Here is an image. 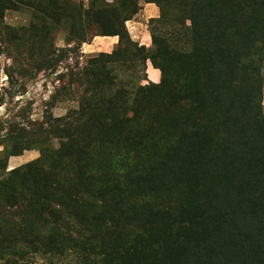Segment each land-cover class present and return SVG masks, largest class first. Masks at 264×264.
<instances>
[{"label":"trees","instance_id":"trees-1","mask_svg":"<svg viewBox=\"0 0 264 264\" xmlns=\"http://www.w3.org/2000/svg\"><path fill=\"white\" fill-rule=\"evenodd\" d=\"M175 2L178 17L157 3L159 16L151 19L172 24L164 37L150 33L160 57L142 56L143 66L148 61L160 71V81L145 80L148 85L137 87L134 94L160 90L163 99L157 111L141 107L127 115L128 99L116 89V77L107 68L116 64L117 53L92 56L87 64L99 68L92 75L98 77L100 95L86 103L93 105L88 106L89 116L82 118L85 107L80 106L72 117L60 119L62 127H55L67 146L64 152L58 149V165L45 170L43 160L37 159L9 170L0 181L4 213L21 211L25 221L47 231L34 238L62 239L82 255L84 264H122L129 256L137 261L144 252L156 257L159 253L152 251L173 249L190 240L193 247L186 257L169 256L171 251L165 257L159 255L156 264H226L227 260L264 264V257L254 258L252 241L234 246L236 239L228 235V243L221 240L224 237L216 239V249L208 242L213 236L206 233L208 220L224 219L220 208L229 203L224 196L227 180L236 188L235 195L260 204L252 205V214L264 215V115L259 102L264 85V0ZM68 10L70 39L80 44L97 35L116 36L118 44L130 40L125 22L133 11L93 4L85 10L74 5ZM136 47L142 54L145 47ZM192 86L195 90L187 91ZM166 91L180 95V100H165ZM189 102L197 105L191 114L186 113ZM212 118L216 127L209 128ZM220 129L226 150L216 155L208 133L214 135ZM149 159L154 164L147 163ZM201 163L202 173H194ZM166 169L172 174L168 185H153L151 181ZM18 176L28 181L15 184ZM128 209H141V217ZM147 210L166 211L169 219L163 221L155 241L140 226L146 225ZM258 223L263 233L264 218ZM181 229L184 233L179 236ZM216 255H220L218 261H212Z\"/></svg>","mask_w":264,"mask_h":264},{"label":"rangeland","instance_id":"rangeland-1","mask_svg":"<svg viewBox=\"0 0 264 264\" xmlns=\"http://www.w3.org/2000/svg\"><path fill=\"white\" fill-rule=\"evenodd\" d=\"M146 1L148 0H0V181L5 178L9 170L37 159L43 160L45 170L49 165H58V149L61 147L64 152L67 146L62 144V136L55 134V127H62L60 119L72 117L80 106L85 107L81 111V113L85 111L82 118L89 116L88 106L93 105L86 103L99 98L100 95L96 87L98 77L92 75L93 71L96 73L99 68L87 64V59L92 56L100 53L111 54L113 51L117 53L116 64H107V68H111L116 77V89H121V94L128 99L127 115L139 112L141 107H144L145 111L147 108L148 112L157 111V105L163 99L160 90L153 88L154 90L148 93H139L137 96L134 94L137 87L148 85L147 73L151 77L154 75L150 67L146 73L148 61L143 66L142 56L149 57L154 54L156 59L160 57L158 46L152 45L150 33L164 37V34L172 29V24L155 22L151 19L158 17H150V10L147 13L144 10L149 4L157 9L159 16L157 6L159 3L166 7L169 14L178 17V4L173 3V0H150L153 3ZM91 4L111 10L121 8L129 13L133 11V14L128 16L129 20L125 22V31L130 42L123 39L118 44V37L101 35L83 44L70 39L68 8L72 9L74 5L85 10ZM173 24L175 29L177 26L175 22ZM74 31L76 32V29ZM143 36L147 37V44H142ZM167 40L174 45L175 40L172 37L168 36ZM179 44L182 45V42ZM136 45L145 47L142 54L138 53ZM262 74L264 78V66ZM165 86L168 90V86L166 84ZM114 89L115 87L105 94H111ZM188 90L195 89L192 86ZM163 96L165 100L181 98L180 95L168 91ZM135 98L137 100L133 102ZM259 102L264 115V85ZM189 105L187 114L197 109L196 103L189 102ZM210 121L212 126L209 128L216 127L213 126L216 124L215 118ZM82 129L85 130L84 127ZM208 135L211 137L210 147H213L216 155L226 150L225 144L221 142L224 137L222 129L214 135L211 133ZM10 153L18 154L9 156ZM147 163L154 164V160L149 159ZM202 165L203 163L194 173H202ZM31 173L35 176L34 172ZM162 173L159 179L151 181L153 185H168L172 176L170 169ZM23 178L25 176L16 177L15 184L28 181ZM36 178L41 179L40 176ZM225 184L228 194L224 196L229 199V203L223 204L220 208L224 215L223 220L213 223L211 219L208 220L206 233L208 236H213L208 242L217 249L216 239L220 240L224 237L221 240L228 243L231 241L228 238L230 235L233 241L236 239L234 246H242L252 241V252L256 253L254 258L264 257V232L259 230L258 225L264 215L260 212L252 214L251 209L253 204L259 203L253 200L248 203L242 196L235 195L236 188L232 187L230 180L225 181ZM174 191L178 194L181 192L175 189ZM2 195L3 192L0 190V264H84L82 255L73 252L67 247L68 243L62 239L47 242V239L34 238L37 233L47 231L43 232L44 228L40 224L25 221L21 211L7 209L4 213ZM258 206L260 207V204ZM208 209L209 207L204 208L205 211ZM125 211L134 217H141V209ZM160 213L165 215L162 216ZM117 215L123 216L118 212ZM145 217L146 225L140 226L146 229L150 240L155 241L163 223L169 221L166 211L147 210ZM120 222L124 223V217ZM183 233L184 230L181 229L177 235L181 236ZM29 234L32 236L27 238ZM192 247L190 240L181 246L173 247L175 250L171 248L152 251V254L159 253L156 257L144 252L137 261L129 256L121 262L122 264H156V259L161 254L165 257L172 251L169 256L180 254L186 257L185 253L190 252ZM163 251H166L165 254ZM219 256H213L211 260L218 261ZM248 263L249 261L246 262ZM226 264L243 263L232 260L228 263L227 260Z\"/></svg>","mask_w":264,"mask_h":264},{"label":"crops","instance_id":"crops-1","mask_svg":"<svg viewBox=\"0 0 264 264\" xmlns=\"http://www.w3.org/2000/svg\"><path fill=\"white\" fill-rule=\"evenodd\" d=\"M150 10V17H158V12H157V9L154 7V6H151L148 4V8H146L144 11L147 13L148 11ZM145 14V13H144ZM147 37L146 36H143V42L142 44H147ZM149 67L152 69V71L154 72V75L153 77L149 76L148 75V70H149ZM146 73H147V78L150 82H153V83H158L160 81V71L153 68V66L151 65L150 62L147 63V70H146Z\"/></svg>","mask_w":264,"mask_h":264}]
</instances>
